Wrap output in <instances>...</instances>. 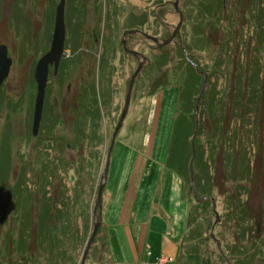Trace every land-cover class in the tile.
Masks as SVG:
<instances>
[{
	"label": "rangeland",
	"instance_id": "374dc122",
	"mask_svg": "<svg viewBox=\"0 0 264 264\" xmlns=\"http://www.w3.org/2000/svg\"><path fill=\"white\" fill-rule=\"evenodd\" d=\"M60 1L55 0L56 5ZM175 2L68 0L70 40L80 25L85 32L82 39L91 42L86 47L87 68L72 59L70 72L62 69L66 78L60 79L59 85L53 79L49 98L54 104L58 87L63 104L57 107V120L50 123L42 120L37 136L33 135L36 95L33 67L42 12L33 7V1L30 6L28 0L24 5L27 26L19 27L11 20L13 15L8 18V10L0 5V45L7 46L12 59L9 76L0 91V264H19L23 260L14 249L6 250L8 241L19 233L20 216L24 213L16 216L17 202L7 190L16 189L17 181L24 176L26 186L35 196L32 203L36 212L39 201L36 198L42 196L39 178L43 179L40 170L44 162H49L52 168L56 165V174L68 188L72 186L69 179L74 181L76 174L68 165L76 169L81 163L84 180L86 174L92 176V182L86 186L88 221L84 226L75 214L66 237L56 243L53 256L39 251L33 240L30 247L35 260L27 264H83L95 224L100 220L104 225L85 264H160L156 255L169 251L176 252V257L169 256L176 264H195L192 252L203 260L210 259L211 264H264V0H211L210 4L207 0H182L184 20L171 44L159 47L135 35L129 46L142 53L140 61L124 51L125 30L146 18L150 22L144 29L150 35L162 40L174 35L181 24ZM222 3L225 9L220 14ZM205 5L212 7L210 14ZM252 14L259 17L258 23L252 20ZM186 62L201 77L187 105L194 114L187 115L189 120L196 117L190 146L196 143L203 146L213 188L208 208L205 213L196 212L198 221L191 227L190 212L196 200L192 187L183 188V180L166 166L175 120L181 112L179 96L184 90L179 88L186 83L189 70ZM141 63L129 120L123 121L110 158L103 196L104 215L99 211L95 216L113 133L126 106L130 81ZM200 68L205 72H200ZM69 85L71 97L82 86L85 90L95 86L101 111L109 107L100 123L94 122L95 128H100L99 133L92 131L91 123L85 124L90 129L86 136L92 137L93 142L69 134L71 118L64 108ZM50 136L54 139H46ZM96 143L97 147L93 146ZM60 151L63 153L59 154ZM56 158L63 160L65 171L54 162ZM51 178L48 190L55 195L61 181L53 175ZM236 200L245 207L244 220L234 211ZM32 218L39 222L36 214ZM146 219L150 222L146 226L154 230L150 235L137 234ZM28 227L32 236L33 228ZM189 228L195 241L185 247ZM149 251L155 256L150 257Z\"/></svg>",
	"mask_w": 264,
	"mask_h": 264
},
{
	"label": "trees",
	"instance_id": "16d2710c",
	"mask_svg": "<svg viewBox=\"0 0 264 264\" xmlns=\"http://www.w3.org/2000/svg\"><path fill=\"white\" fill-rule=\"evenodd\" d=\"M207 1L209 4L211 3V0ZM205 8H207L209 14L213 11L212 7L206 6ZM208 8L211 10H208ZM219 8L220 9L218 12L221 14L225 9V3L219 4ZM207 11L205 10V13H207ZM258 18L259 17H256L252 14V20H256L257 23ZM145 22V19L143 21H137L134 24L136 26L135 28L139 29L141 26L143 27ZM143 31L149 34L147 30L143 29ZM178 53L179 55H182V49H179ZM166 58L168 61V56ZM191 59L193 60V58ZM186 63L189 69L188 74L185 77L186 83H184L185 80H183L184 84L181 88H179L180 90H184L183 93L179 96V98L181 97V112L177 120H175L166 166L172 171L176 172L179 177L183 180V188L187 185H191L192 187V192L196 200L190 212L189 222L191 227V225L195 226V224H197L198 215L196 217V212L199 213L202 211L203 213H205L206 208H208L213 198V188L211 184L212 179L209 172L210 167L208 166V163H206L205 151L203 150V146L200 143V145L196 143V146H190V138L194 135L193 132L196 127V117L194 116L193 120H189V117H187V115L193 116L194 114L190 111L187 105L189 103V99L192 98L195 89L198 86V81L200 82L199 79H201V77L191 63ZM162 64L163 61L161 62L160 66ZM162 67L163 65L161 66V69ZM200 72L204 73L205 71L200 68ZM90 114H92V111H90ZM52 118L53 116L51 117L49 112L46 111L43 121H49L50 119L52 120ZM78 130L80 131V134L77 131L78 138H87L84 131H81L80 129ZM201 132H203V130H200V133ZM46 139H54V137L52 138L50 136ZM87 140L92 142L95 141L92 137H88ZM99 142L100 140L98 138L97 143ZM97 143L93 146L97 147ZM207 145H210L211 147L212 143L208 141ZM49 146L51 145H45V147L47 148ZM58 153L62 154L63 152L60 151ZM46 156H48V154ZM54 162L56 164H61L62 169L65 171L63 160H58L56 158ZM84 162L85 160L82 161V163ZM44 163L45 165L40 170V175L43 179L39 178V181H42L40 190L42 191V196H40V198L39 196L36 198V200L39 199L38 206H35L36 212L32 203L35 199V196L31 194L30 190L26 186L24 176H22V179L19 176L20 179L17 181L19 182V184L15 186L16 189L12 188L10 190H7L10 191L9 195L11 196V198H13L14 201L17 202L15 203L16 216L19 214L21 215L24 212L23 216H20V219H22V223L20 224V230L18 235L13 236L8 241V244H6V250L14 249L15 254H18L17 256L23 259L22 262H19V264H27L28 262L33 261L34 256L32 255V253L34 252L31 251L30 247L32 245L31 243L33 240L35 241L36 247L39 251L42 250L44 252H48L50 256H53L54 248H56V243L60 242L61 237H66L65 235H67L68 232L67 229L71 225L70 221L73 222L76 219L75 214H77L78 217L81 218L82 222L84 223V226L87 224L88 221L87 212L89 206L85 202V199L88 197L89 190H86V186L88 185L90 180L92 182V176L90 174H86L87 176H84V180V178L81 176V171L84 168L83 166H81V163L79 165V168L77 167L76 169L75 167L72 168L68 165L69 170L74 169V171L76 172L74 176L75 180L71 181L69 179V181L72 183V186L71 188H68L66 184L63 183V178L56 174V170L58 169L56 168V165H54V167L52 168L49 162ZM51 175H53L54 177H59L61 181V188L60 190H56L55 195H52V193L48 190V188L51 187V183L53 181L52 178L50 179ZM46 176L49 177L47 178ZM48 179H50V181ZM3 181L4 179L2 180V184L4 183ZM70 192L72 195H69ZM237 202L238 200H236L235 203L237 204ZM22 203L24 204V206ZM18 207L24 208L20 210ZM233 208L235 212L240 213L242 215L241 218L244 220V218L246 217L244 205L239 202V204L235 205ZM33 214L37 215V217L39 218V222L32 218ZM29 225H31V227L33 228L32 236H30L31 232L28 227ZM101 227H103V225ZM192 233L193 232L191 231V228H189V231L186 234L185 238V247L190 246V244H194L195 238ZM77 234H79V231L76 232V235ZM12 255L13 253L10 251L9 256L11 257ZM190 255L192 257L191 259L195 261V264L212 263L210 259L203 260L198 254H194L193 252Z\"/></svg>",
	"mask_w": 264,
	"mask_h": 264
},
{
	"label": "flooded vegetation",
	"instance_id": "af4514ba",
	"mask_svg": "<svg viewBox=\"0 0 264 264\" xmlns=\"http://www.w3.org/2000/svg\"><path fill=\"white\" fill-rule=\"evenodd\" d=\"M32 1H33V7L38 8L42 12L41 17H40L42 20V22H40V24H42V27L39 29L38 35L35 39V41H38V45H36L35 50H34V58L36 61H35V65L33 67V70H34L33 71L34 72L33 81H34V86H35V90H36V95H35V100H36V96H37V92H38V84H37V81L35 78L36 69H37V66H38L40 60L51 51L53 40H54V34H55L56 14H57L58 5H56L55 0H29L30 6H31ZM26 3H28V0H0V5L3 6V9L8 10L7 11L8 18H10L13 15L11 20L15 23L16 26H19V27L20 26L23 27L24 25L27 26V23H28V18H27L28 16H27L26 10L24 9L25 8L24 5ZM67 7H68V0H65L66 39H65L64 53L62 55V58L60 60L58 68H56V65H54V64L50 65L49 66V72H48V85H47V89H46L43 118H44V115L46 114V111L49 112L50 116L51 117L53 116L52 120L51 119L49 120V123L58 118L57 107H59L61 105L62 99H63V97H62V95H61V93L57 87L54 104H53L52 100H50V98H49L50 92L48 90H49V87H51V84L53 83L52 82L53 79L59 85L61 83V82L59 83L60 79L63 80L64 78H66L64 73L70 72V67H72L74 65L71 63V61H73L72 59L76 60V62L75 61L74 62L78 63L80 65L83 64L84 62H87L89 59L88 52H87L88 49H86V47H88L91 42L88 38L82 39L85 32L81 28L80 25H78V27L76 28V31L73 33V39L70 40V38H71L70 33H69L70 30L68 31V29H71V26L69 23V19L71 17L70 18L67 17ZM14 20H16V22ZM145 20H146V22H145L144 26L143 27L141 26L140 28L138 27L139 30H141V28H142V31H143L145 25L149 24L150 20H148L147 18ZM135 27H131L129 29H126L125 32L129 31V30H137V28H135ZM24 30H25V28H24ZM143 32H145V31H143ZM93 33H96V32L93 31ZM134 36L135 35L131 36L129 34H127L125 36L127 48H128V50H132V51H135L136 53L142 54V53H140L134 49H130L129 44H131V42H132L131 40H132V38H134ZM136 36H138V35H136ZM95 39H96V41H95V43H96L97 42L96 36H95ZM83 42H84L85 47L83 45L80 46ZM1 45H4V44H1ZM125 50L126 49L124 47V51ZM89 52H91V51H89ZM134 57L136 59H138L139 56H134ZM145 58L147 59V57H145ZM138 60L140 61V59H138ZM92 65H94V64H92ZM83 67L87 68V64L84 63ZM64 68H65V72L62 71V69H64ZM60 70L63 74L62 76L60 75ZM4 83H3V85H4ZM3 85H2V87H3ZM2 87H1V89H2ZM84 87L85 86H82L80 89H78L73 94V96L71 97V86L69 85L68 90H67V93H68L67 97H64L65 101L68 100V103L66 102V106H68V107L66 108V106L64 105V108L66 110H69V118H71L70 119L71 128H69L70 129L69 134H71L72 136L75 134L77 135V131L80 134V131L78 129H80L81 131H84V133L86 131H88V133H89L90 129L89 128L87 129V127H85V124L87 122H89L93 125L92 131L98 130V133H99L100 128L96 129L94 122L97 124L100 123L99 120L101 119V116L103 118L105 112H108V109H109V107H108V108H105V111L104 110L101 111L102 108L100 107V104L96 99L97 94H96V88L94 86H93L94 88L86 87V90L84 89ZM1 89H0V91H1ZM59 94L62 98L57 97ZM132 97H133V93H132V96H131V99L129 102L128 112H127V115L124 119V122L129 120L128 116H129V111L131 108ZM92 98H93V101H92ZM104 100H105V98H104ZM95 106H97V108ZM90 111H92V114H90ZM123 112H124V107H123V110L121 111V114L119 116L118 124L122 118ZM118 124H117V126H118ZM94 133H96V131L93 132V134ZM99 136H100V134L98 135V138H99ZM86 141H88V140L86 139Z\"/></svg>",
	"mask_w": 264,
	"mask_h": 264
},
{
	"label": "water",
	"instance_id": "95a60500",
	"mask_svg": "<svg viewBox=\"0 0 264 264\" xmlns=\"http://www.w3.org/2000/svg\"><path fill=\"white\" fill-rule=\"evenodd\" d=\"M181 1L182 0H176V2L174 3V6H175L177 12L181 16V24L175 30L174 35H172L169 39L162 40L158 37L147 34V33L143 32L142 30H139V29L126 31L123 35V38L127 34H129V35H140V36H143L144 38H146L148 40L153 41L159 47L168 46L175 39L176 33L180 32V27L182 26V23L184 20V16H183V13H182L181 8H180ZM65 39H66L65 0H61L58 7H57L55 34H54V40H53L51 51L40 60L38 66H37V69H36L35 78H36V81L38 84V92H37V96H36V100H35V111H34V122H33V135L34 136L38 135V133L40 131L41 123L43 120V112H44L43 110H44V103H45V97H46V89H47V85H48L49 66L54 64V65H56V68H58L60 60H61L62 55L64 53ZM122 43H123V46L125 47V49L128 53H130L134 56H139V57L141 56V55H139V53H136L132 50H128L127 46H126V42L124 40L122 41ZM183 50L186 51L185 48H183ZM11 66H12V59L9 57V52H8L7 46L6 45H0V89L3 85V83L6 81V79L9 76ZM141 70H142V63L139 65V68L134 73V75L130 81L126 106H125L122 118H121L115 132L113 133L111 150H110V152L108 154V158H107V165H106V170L104 173L103 183L101 184V186L99 188V192H98V200H97V204H96V208H95V216L98 215L99 211L101 212V215H102L103 196H104L105 188L107 185V178H108V172H109V166H110V158L112 156V153H113V150L115 147L116 137H117L119 131L121 130L122 126H123V121H124V119L127 115V112H128L129 102H130V98L132 95V91L134 88L135 81H136L138 75L140 74ZM196 134H197V132H196ZM195 137H196V135H195ZM195 196H196V194H195ZM101 225H102L101 220L99 222H96V224H95L94 233L91 236L90 241L88 243L87 250H86L85 255H84L83 264H85L86 258L89 254V251H90L92 245L94 244V242L98 236ZM212 238L217 241L214 234L212 235ZM217 243H218L219 248H221L220 242L217 241Z\"/></svg>",
	"mask_w": 264,
	"mask_h": 264
},
{
	"label": "crops",
	"instance_id": "0c3cea01",
	"mask_svg": "<svg viewBox=\"0 0 264 264\" xmlns=\"http://www.w3.org/2000/svg\"><path fill=\"white\" fill-rule=\"evenodd\" d=\"M155 211H157L159 214H160V212L158 211V209L157 210H155ZM103 215H104V213H103ZM148 219H149V217H148ZM148 219H146L147 220V222L145 223V224H142V225H140L139 227H138V230H137V234H140V235H143V234H147V235H150L151 234V231H153L154 229L153 228H150V226H146V225H149L150 224V222H149V220ZM102 222H104V221H102ZM103 225H104V223H103ZM173 252V251H172ZM172 252L171 251H169V252H163V253H161L160 255H156V257L158 258L159 256H161V255H167V256H170V257H176L177 255H176V252L174 253V254H172ZM181 252V251H180ZM180 252H179V255H180ZM176 255V256H175ZM149 256L150 257H154L155 256V253L153 252V251H149ZM172 264H176V262L175 263H172Z\"/></svg>",
	"mask_w": 264,
	"mask_h": 264
},
{
	"label": "built area",
	"instance_id": "2783aa9c",
	"mask_svg": "<svg viewBox=\"0 0 264 264\" xmlns=\"http://www.w3.org/2000/svg\"><path fill=\"white\" fill-rule=\"evenodd\" d=\"M158 262H159L160 264H172V263H174L173 259L170 258V257L167 256V255H161V256H159V258H158Z\"/></svg>",
	"mask_w": 264,
	"mask_h": 264
}]
</instances>
